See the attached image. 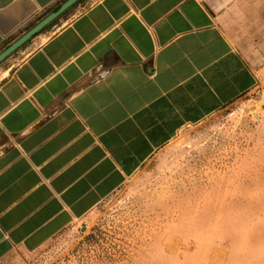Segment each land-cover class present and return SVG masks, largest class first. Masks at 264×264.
<instances>
[{"label":"crops","instance_id":"0c3cea01","mask_svg":"<svg viewBox=\"0 0 264 264\" xmlns=\"http://www.w3.org/2000/svg\"><path fill=\"white\" fill-rule=\"evenodd\" d=\"M228 3L0 0V264L255 89V67L218 24Z\"/></svg>","mask_w":264,"mask_h":264},{"label":"rangeland","instance_id":"374dc122","mask_svg":"<svg viewBox=\"0 0 264 264\" xmlns=\"http://www.w3.org/2000/svg\"><path fill=\"white\" fill-rule=\"evenodd\" d=\"M241 1L218 24L255 67V89L184 127L19 264H264V0Z\"/></svg>","mask_w":264,"mask_h":264}]
</instances>
